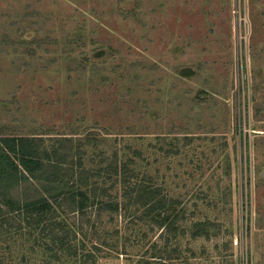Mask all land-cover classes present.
Instances as JSON below:
<instances>
[{
	"label": "rangeland",
	"instance_id": "374dc122",
	"mask_svg": "<svg viewBox=\"0 0 264 264\" xmlns=\"http://www.w3.org/2000/svg\"><path fill=\"white\" fill-rule=\"evenodd\" d=\"M0 136L175 202L163 226L104 212L96 264H264V0H0Z\"/></svg>",
	"mask_w": 264,
	"mask_h": 264
},
{
	"label": "trees",
	"instance_id": "16d2710c",
	"mask_svg": "<svg viewBox=\"0 0 264 264\" xmlns=\"http://www.w3.org/2000/svg\"><path fill=\"white\" fill-rule=\"evenodd\" d=\"M73 157L59 140L48 146L40 137L0 136V237L15 234V263L39 255L38 264H96L118 235L95 226L104 212L123 209L130 222L147 218L158 226L177 217L175 202L159 188L130 184L116 167L107 173L118 177L126 200H110L106 188L88 182L101 170L91 174Z\"/></svg>",
	"mask_w": 264,
	"mask_h": 264
}]
</instances>
